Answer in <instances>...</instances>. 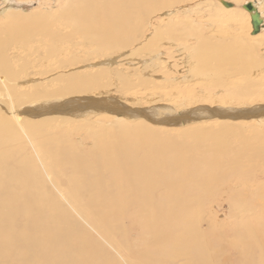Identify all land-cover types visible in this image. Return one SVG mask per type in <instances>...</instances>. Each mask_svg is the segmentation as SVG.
Segmentation results:
<instances>
[{
	"label": "bare ground",
	"instance_id": "1",
	"mask_svg": "<svg viewBox=\"0 0 264 264\" xmlns=\"http://www.w3.org/2000/svg\"><path fill=\"white\" fill-rule=\"evenodd\" d=\"M63 1V10L55 15L24 16L9 9L0 13L8 19L0 29V264H116L117 258L102 242L128 264H155L161 259L162 264L180 260L184 264H226L220 258L216 261L209 250L212 241L208 242L198 221L190 217L193 201L189 203L183 194L188 187L206 192L212 184H223L225 179L213 172L226 158L239 167L263 154L264 99H253L252 84L240 87L234 74L239 71L254 87L261 81L255 82L254 74L264 67V61H258L255 44L264 40V0L248 2L261 18V31L256 35L252 34V13L244 8L248 3L238 13L232 9L242 18L234 21L239 33L229 37L238 42L234 47L223 35L215 37L212 32L224 23L226 10L213 21L216 12L212 9L207 32L195 18L197 7L204 8L200 5L205 2L182 10L184 20L179 21L175 9L186 0ZM155 15L161 20L156 21ZM247 31L251 38L244 39ZM11 46L17 51L16 65L8 58ZM78 46L100 56L98 62L85 66L97 71L61 74L45 84L31 77L30 70L38 65L33 57L41 64L54 58L64 70L65 52ZM136 46L133 54L145 58L136 61L142 64L137 86L147 92L150 103L144 108L123 104V95H118L121 101L107 97L112 89L118 93L138 89L124 68L115 67L118 60L114 57ZM182 65L185 72L179 69ZM183 79L197 87H214L219 92L215 103L206 105L197 98L195 107L184 106L187 90L178 89ZM161 95L178 98L180 103L161 105ZM237 97L253 101L238 106L234 103ZM247 120L254 122L256 132L241 134L247 126L238 124ZM234 122L240 130L227 128ZM178 129L182 131L177 134L180 142L164 136ZM80 133L93 144L90 158L73 140ZM255 159L250 164L261 162ZM246 166L240 167L241 172ZM236 167L230 164L225 173ZM237 173L232 175L237 179L230 181L250 192L247 186L251 185ZM244 199L237 204L244 206L247 218L238 225L234 248L244 264H253L255 248L262 244L255 242ZM132 207L136 214L130 220L142 227L138 242L145 239L148 244L147 250L135 256L130 253L131 245L137 244L128 239L130 231L123 225ZM259 264H264L263 256Z\"/></svg>",
	"mask_w": 264,
	"mask_h": 264
},
{
	"label": "rangeland",
	"instance_id": "2",
	"mask_svg": "<svg viewBox=\"0 0 264 264\" xmlns=\"http://www.w3.org/2000/svg\"><path fill=\"white\" fill-rule=\"evenodd\" d=\"M222 1H224V2H226L228 4H231L230 8H228V6H225L224 4H222L221 3ZM238 1H240L241 4H238L237 3ZM249 1L250 0H186L185 2L179 3L176 6L177 10L175 9V11L177 13V16L178 17L180 16L179 21H182V20H184V16L181 15L182 10L193 9L194 7H197L200 3L205 2L206 4L200 5V6H205L206 5L204 8L202 7L201 9H199L197 7L198 10H197L196 13H198V14L196 15L195 18L198 19V21H200V25L202 26L203 30H205L207 32L208 28H211L210 26H211L212 23H211V21L210 22H206V21H209L210 20L209 18L212 17V16L210 17L208 15V14H210L212 12V9L214 8L215 12H216V16L212 17L213 21L217 20L216 18H217V16H219L221 14V10H223V11L226 10L228 12V15L224 16V19H223L224 23H222L221 26L219 24H218L217 27L215 26L216 28L212 32H216L215 33L216 34L215 37H220V36L223 35L222 37L226 38V39L224 38V40L227 41L226 43H231V46L234 47V45L236 43H238V42L237 41H233L234 39L230 40L229 37L234 36V35L239 33V32H237L238 28H236L235 25L240 20H242V18L238 17V15H235L234 11L232 9L236 8V13H238L241 10V6L246 4V3H248ZM64 4H65V2L63 0H0V13H2L4 9H9L10 12L11 11L18 12L17 14H23L24 16H30V15H34V14L46 15L48 13L51 14V15H55L57 13H61V11L63 10L62 8H64ZM208 6H211V7H208ZM179 11H180V13H179ZM157 15L154 16V19L156 21H160L161 18H159ZM234 21H236V23ZM243 21H244V19H243ZM7 22H8V19H6V17H0V29L4 28V26L7 25ZM225 27H227V29ZM233 30H234V32H233ZM245 31H246V29H245ZM147 35H149V34H147ZM146 37H148V36H146ZM146 37H145V39H147ZM247 37L251 38V34L249 35L248 31L245 32L244 39H247ZM39 38H41V37H39ZM261 41H262V43L255 44V49L259 53V55H257L258 56V61H264V40H261ZM135 48H137V46L133 47V48H129V49L127 48V50H125V51H123V52H121L119 54L114 55V57H116L117 60H118V62H116L117 65L115 67L120 66L119 67V68H121L120 70H122V68H124V70H125L124 73L125 74L128 73L130 75L131 80H134L133 82H136L134 84L136 85V88H138V89H135V90L132 89L131 91H129V90H121V93H118L120 91H116L115 89H112V92H110L111 94L109 95V93H108L107 97L108 96H110L112 98L115 97L116 100H118V101L120 100L121 101L122 97H120V96L123 95V98H124L122 100L123 104L128 105V106H132V107L134 106L133 104H138V105L141 104L142 108H144L145 106L146 107L150 106V103L148 101H146V99H147V96H146L147 94L146 93L147 92L144 91V89H142L141 87L137 86V85H139V78H140V75H141V72H142L141 67H140L142 64H140V66H138L137 65L138 62H136V61L139 60V58H141L142 60L145 59V58H143L144 54H142L143 56H140V55L139 56L138 55L135 56L133 54V51L135 50ZM73 49H75V50L69 51V52L66 51L65 54H64V59L65 60L67 59L66 60V64H65L66 67H64V70L63 69L60 70L58 68L60 65L54 60V58L51 59V60H43L44 62H43V64H41V62L38 60L39 58H37L36 56H35V58L33 57V59L35 60L36 64H38V65H37V67H35V68L30 70L31 77L33 79H36L38 84H40V83L45 84V83H47L50 80V78L51 79H56L61 74H63V75L67 74L68 75L70 73L77 72L79 70H81V72L79 71L81 74L82 73L83 74H87L89 71L90 72L97 71V68L86 69L87 65L94 64V63L98 62L97 59H99L100 56H97L98 54L94 53L95 50H91L90 48L83 47V46H78L77 48H73ZM162 49L166 52V54H168V50H167L168 48L167 47L162 48ZM8 50L9 51L11 50L10 52L7 51L8 52V58L11 57L10 58L11 61L13 60L12 62H14V64L16 65V63H17V59H16L17 58V53H15V52H17V51L15 50V48L13 46L8 48ZM80 50H82V51H80ZM129 56H131L133 58H129ZM92 57H94V58H92ZM81 59H83V60H81ZM127 60L130 62V65H132V66H128V63H127L128 61ZM55 62H56V64H55ZM121 62H122V64H121ZM135 64H136V67H134ZM144 67H146V66L144 65L143 68ZM152 69L153 68H151V67L148 68V72L150 70H152ZM179 69L184 71V72L186 71V67H184V65H182ZM34 71H36V72H34ZM40 72H45L44 73L45 75L42 76ZM243 72H244V69H243ZM32 73H33V75H32ZM52 73H53V75H52ZM150 74H152V75H150ZM149 75L153 76V71L152 72L150 71ZM234 75H235V78L237 80H239V84H240L239 86L240 87H242V86H247L248 87L250 83L252 84L253 87L251 88V90L254 91V93H255L252 96L253 99L254 98H255V100L264 99V67L259 68V69H257L255 71V74H254L255 82H258L256 79H260L261 80V81L258 82V85L255 86V87H254L253 81L246 82L245 79H243L244 75H242L239 71H238V74H234ZM162 76L164 78H166V76L164 74H162ZM251 77H253V76H251ZM109 79L111 80V78H109ZM157 79L162 80V78H157ZM107 81H108V79L105 80V83H107ZM114 82H115V84H118V87H121V85H119L120 83L116 79H115ZM185 82H186L185 79H183V82L179 83V87H178V89H179L180 86H182L181 89L187 90L186 93L189 96L188 100L183 102L184 106H188L190 108L195 107L194 104L198 102V101H195L197 98H198V100L203 101V103L206 104V105H213L215 103L214 99H216V97L218 96L219 92L214 87H212V88H209V87L201 88L199 86L197 87V86H195L193 84H187ZM164 87H166L165 84H163V89H165ZM181 89H179V90L182 91ZM29 91H32V90L29 89ZM171 91L173 93H176L174 88L171 89ZM141 92H142V94H141ZM195 93L198 96H194ZM118 95H120V96H118ZM104 96L106 97V95H104ZM142 96H144V97H142ZM145 96H146V98H145ZM133 98H135V99H133ZM140 98H141V100H140ZM248 98H250V100L249 99H240L239 97H237L236 100L234 101V103L236 105H238V106H240L242 104H245V103L251 104L250 102L253 101V99L251 97H248ZM160 101H161V105H163V104H173V105H175L176 104V106H178L179 103H180V99H178V98H172L171 99V98H168L165 95H161ZM257 103H259V102H255V104H257ZM225 106L228 107V106H230V104H226ZM106 117H108V119H109L110 116L106 115ZM211 123H213L212 125H215V123H217V120L214 121V122H211ZM237 123L236 122H234V124L233 123H229L227 125V128H230V129H233V130L235 128L237 130H240L241 127L236 128V126H237L236 124ZM238 125H241V126L244 125V127L247 126V130H245V129H244V131L242 130L241 134H249V133H252L254 131L256 132V129L254 127H252V126H254V122H252L250 120H247V122L243 123V124L239 123ZM231 126L233 128H231ZM187 129H189V130L193 129V126L188 127L185 130L182 128L183 131H186ZM162 132H165V131L162 130ZM169 132H171V133H169ZM169 132H168V134L165 132L164 136L168 137L170 135L168 138L169 139L173 138V139H170V140L176 141V142H180V139L178 138L179 136L177 134L179 132H182L181 130H179V129L176 130V131H173V130L171 131L170 130ZM75 138H77V139H75ZM73 140L76 142V143L75 142L74 143L77 146L78 145L80 146L81 152H83L82 154L85 157L90 156L91 149L93 148L92 147L93 144L89 140L86 142L85 136H84L83 133H80L79 135L77 134L74 137ZM82 140H83V142H82ZM186 143L189 144L190 141L186 140ZM234 144H236V143H234ZM235 148L239 149L238 146H236ZM252 151H254L253 153L256 154L255 149H252ZM249 156H253V155L249 154ZM255 157L257 159L256 162L260 161L259 158H261V162L250 164L249 160L254 161ZM87 158H90V157H87ZM262 158H263V160H262ZM230 159L231 158H226L224 160V163H223L222 167H220L219 170H217V168H215L214 172H213V176H214V173H215L216 176L219 177V175H220L221 178L225 179L224 183H223L224 185L223 184H221V185H215L214 184L215 186H213V184H212V185L207 187L209 190H207L206 192H203V191L195 192L193 190V188H191V187H188L186 189V191L183 194V198L185 200H189L188 201L189 203H191L190 200L193 201V203L191 204V207H190L191 211H190V209H189V211L188 210H186V211L189 212L190 217L192 218L193 221H195V220L198 221L199 230H200L201 233H204L206 235V238H207L208 242L212 241V245L208 246V248L211 251V253L216 256L215 257L216 261H218V258H220L223 262H226V264H244L242 259H241L242 254L240 253V251H237L234 248L235 247L234 246V241L239 238V236L236 237V234H238V225H240L243 222H245L246 219H245V221L243 219L247 218V216L244 217V215H243L246 212L244 206L240 205V204H237L239 201H242L245 198L244 202L246 203V201H247L248 207L250 209V210L247 209V211H249V212H247V214H245V215H248V213H249V215L252 216V220H251V225L252 226H251V228L254 229V231H255V242L260 241V244H262V247L260 249L259 248H255V260H254L253 264H259V260H260L261 256H263V259H264V151H263V154H261L259 157L256 154L255 156H253L252 159H249L247 163L246 162L243 163L242 166L246 165V164L247 165L249 164V167L246 166L247 170L245 169V171H242V172H241V168H240L242 166H239V167L234 166L233 163H232L233 161H231ZM229 163L233 167H236V169L234 168L235 171L233 170L230 173H225L227 168L230 169V164ZM255 168H256L257 171L255 170ZM237 171H238V173H237ZM236 173L238 175L241 174L242 178L245 181H247V184L251 185V186H247V187H249V191L250 192H247L246 186L238 187V186H236L235 182L232 183V181H230V179H234V180L237 179V178H232V175L233 174L235 175ZM248 179H249V181H248ZM232 184H234V185H232ZM228 187H230L231 189L228 188ZM228 189H229V191H228ZM222 191H223L224 195L222 194ZM246 198H247V200H246ZM158 200H160V198H158ZM203 207H205V208H203ZM252 207H253V209H252ZM130 209L129 210L131 212H129L128 215H126L128 220L126 219L124 221L126 224L123 223V225L125 227L128 226V229L126 228L127 231H130L129 235H128V239L131 240V242H135L137 244V245H131L132 249H131L130 253L134 254L135 252H139V251L144 252L145 250L148 249V244L147 245L144 244L145 239H144V241H142L140 239V241L138 242V239L140 238V233H141V228L142 227H140L138 225L139 224L138 221H131L130 220V217L135 219L134 215L136 214V211H135L136 209H134V207H132ZM117 228H121V224H118ZM87 229H88V227H87ZM89 231L94 235V237H96V235L93 233L92 230H89ZM119 238H120L119 240H121V237H119ZM102 243L105 245L106 248L109 247V248H107L108 253L113 258L114 257L117 258V260H118V262L120 264H128V261H127L126 258L125 259L124 258H119L117 256L118 254H116L114 249H112L110 246H108V244H106L104 242H102ZM117 248H118V246H117ZM134 256H135V254H134ZM157 261H158V262H156L157 264H162V263L165 262L162 259L161 260H157ZM184 262H185V260H180L179 262L177 261V262H170V263L171 264H184ZM143 264H150V263L148 261H145V262H143Z\"/></svg>",
	"mask_w": 264,
	"mask_h": 264
},
{
	"label": "water",
	"instance_id": "3",
	"mask_svg": "<svg viewBox=\"0 0 264 264\" xmlns=\"http://www.w3.org/2000/svg\"><path fill=\"white\" fill-rule=\"evenodd\" d=\"M225 6L230 7L231 4L224 3ZM244 8L252 13V25H253V35L258 34L261 31V18L256 9V7L252 3H248L244 6Z\"/></svg>",
	"mask_w": 264,
	"mask_h": 264
}]
</instances>
